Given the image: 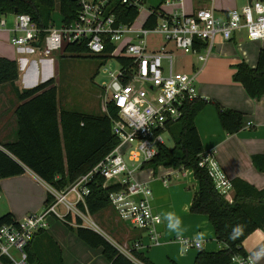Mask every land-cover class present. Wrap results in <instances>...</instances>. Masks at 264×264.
I'll return each mask as SVG.
<instances>
[{
    "label": "built area",
    "instance_id": "built-area-1",
    "mask_svg": "<svg viewBox=\"0 0 264 264\" xmlns=\"http://www.w3.org/2000/svg\"><path fill=\"white\" fill-rule=\"evenodd\" d=\"M122 1L137 7L139 12L143 6L141 0ZM78 3V17L68 25L62 23L61 27H55L53 24L41 29L31 15L20 13L0 17V31L11 33L12 45L29 46L51 60L55 51H61L69 44H85L93 55L104 54L107 46L113 44L110 55L118 59L120 70L109 73L110 80L104 84L103 91L104 110L107 112L108 103H113L118 110L112 124L118 144L92 170L66 189L57 190L46 184L54 202L42 213L30 214L16 223L0 227V260L7 259L12 264H30L26 248L37 232L49 228L52 216L64 221L73 213L83 220L86 215L78 205L85 202L90 193L87 184L96 173L107 183L117 181L125 185L109 196L118 218L132 227L147 230L151 242L161 245V236L155 227L162 218L152 210L149 200L152 190L148 182L137 179L135 173L157 155L159 146L164 144L163 134L170 124L183 117L185 104L201 98L197 87L200 68L193 64L191 74L176 70V52L197 56L198 62L205 64L217 38L230 41L235 35L245 34L251 41H264V0H250L242 7L233 8L224 19L216 17L213 6L200 8L190 15L183 10L168 14L162 9H149L148 14L156 17L150 26H147L149 16L139 25L119 23L111 11L110 0H78ZM174 3L182 4L181 0L165 2L167 5ZM202 43L206 46L199 48ZM123 58L130 61L123 63L120 60ZM165 61L169 62L168 69ZM214 156L215 151H203L199 165L211 172L217 190L233 202V184ZM177 171L167 173L164 183ZM71 195L74 200L69 198ZM59 206L65 211H59ZM178 240L186 251L203 248L199 238L179 237ZM139 246L140 243L135 245L136 248ZM118 248L138 264H143L130 248L121 245ZM234 261L255 264L250 256H237Z\"/></svg>",
    "mask_w": 264,
    "mask_h": 264
},
{
    "label": "trees",
    "instance_id": "trees-1",
    "mask_svg": "<svg viewBox=\"0 0 264 264\" xmlns=\"http://www.w3.org/2000/svg\"><path fill=\"white\" fill-rule=\"evenodd\" d=\"M111 11L119 23L130 25L139 15L137 7H130L122 0H110ZM142 4L145 0H141ZM166 0H159L160 9ZM58 3V4H57ZM57 5L62 15V23L70 24L77 19L80 12L78 0H0V13L29 14L34 23L41 29L53 25ZM156 20L149 15L147 26ZM202 43V47H205ZM114 49L107 46L106 52L96 57L108 60ZM64 50L72 54H88L85 44H69ZM128 63L129 58L120 59ZM20 77V68L16 60L0 56V86L11 83L19 100L16 109L17 136L13 141L0 143V187L1 180L19 176L27 169L33 171L46 184L64 190L77 181L82 175L92 170L118 144L112 131L113 119L118 110L113 103H108L107 112L89 114L85 112L61 109L58 100V89L51 78L35 87L20 89L16 81ZM233 79L241 83L250 97L260 99L264 96V49L259 52L257 64L250 66L245 61L235 66ZM209 101L198 98L187 102L183 117L168 126V132L174 139V147L165 144L159 146L157 155L145 165L156 162L166 168L191 170L198 183L190 210L195 214L207 215L213 225L215 238L224 248L209 252L204 249L197 254L194 264H232L237 256L247 257L243 243L256 230H264V188L258 189L247 181L236 178L233 202H229L216 188L214 178L206 167L199 165L203 144L196 127V118ZM223 129L235 134L244 128L243 113L224 108L215 103ZM253 162L260 172H264V154L253 155ZM90 193L79 208L91 216L99 215L103 210L112 208L110 193L122 190L125 185L109 184L105 178L96 173L87 184ZM54 197L48 193L45 206L51 205ZM113 209V208H112ZM12 212L0 217V227L16 223ZM68 228L75 231L78 237L92 248H102L109 264H138L105 235L87 226L73 213L63 221ZM43 239L44 249L36 250V242ZM48 242H51L49 245ZM30 264H65L60 246L45 229L35 235L27 246ZM43 254L46 259H43ZM135 256L145 264L149 263L142 255ZM5 264H12L3 259Z\"/></svg>",
    "mask_w": 264,
    "mask_h": 264
},
{
    "label": "crops",
    "instance_id": "crops-1",
    "mask_svg": "<svg viewBox=\"0 0 264 264\" xmlns=\"http://www.w3.org/2000/svg\"><path fill=\"white\" fill-rule=\"evenodd\" d=\"M181 2L182 4H163L160 9L168 14L183 10L190 15L200 8L213 6L216 17L224 19L229 10L239 7L236 1L231 0H181ZM2 16L5 15L0 13V17ZM148 16L149 14L146 18ZM0 32L11 34L7 31ZM238 49L241 51L240 53H237ZM261 49H264V41H251L245 34L235 35L230 41L217 38L207 62L201 63L200 67L198 66L200 68L197 81L198 93L202 99L209 102L195 121L204 151H215V161L228 179L231 182L236 178L243 179L260 190L264 188V172H260L256 168L252 157L255 154H264V96L260 99L250 97L244 86L234 81L233 73L235 66L243 61L255 67ZM17 52L23 57L17 56L15 59L7 56L2 57L16 60L19 64V60H28L24 55H33L34 53L29 46L17 47ZM219 56L225 57L228 63L232 65V76L226 80H221L217 76L207 78ZM40 61L45 72L51 70L53 60L44 57ZM37 64L35 59L30 60L25 73H23L25 84H21L19 77L16 81L18 88H31L40 84L39 82L32 83V76ZM194 66L196 67L195 63ZM201 76L202 78H200ZM215 103L221 104L224 108L242 112L245 122L244 128L235 134L227 133L221 125ZM18 105L19 100L13 84L1 85L0 143L16 139L18 129L16 109ZM60 108L64 109L62 106ZM105 112L103 109L100 114ZM164 168L166 167L155 168L150 165H143L135 173L136 177L138 174L139 176L140 174L143 175L139 180L148 182L152 190V195L149 198L152 210L162 218V222L155 227L161 236V245H154L151 242L147 230L132 227L129 223L120 220L114 209L112 210L115 217L110 216L104 221L110 234L95 230L105 235L117 247L119 245L126 246L132 250L134 256L135 253H138L151 264H194L200 250L197 252L191 249L186 251L183 243L178 240L179 237L199 238L203 241L202 249L209 252L222 250L224 245L217 242L209 217L204 214L192 213L190 210L194 192L198 188L197 181L191 187L193 190L187 183H169L172 175L167 177V183H164L163 179L168 173L163 171ZM158 170L161 171L158 178L161 179L162 183H152L157 178ZM184 171L188 170L184 169ZM189 171L193 174L191 170ZM29 175L39 181V185L37 184L39 194L34 198L28 196L29 184L24 183V179ZM109 184L121 183L114 181ZM0 192L2 199L5 198L3 212H12L17 221L30 214L42 213L46 207L45 202L49 193L46 183L30 169H27L22 175L2 179ZM51 218H49V222ZM56 231L51 230L50 224L49 228L46 229V232L62 248L65 264H109L102 248L90 247L78 237L75 231L70 228L64 229L60 233ZM111 235L119 243L114 242L115 240L112 239ZM47 243L51 245V242L47 241ZM137 243H140L141 246L136 248ZM243 246L255 264H264V230L259 229L250 234ZM35 247L37 251L44 249L45 245L42 238L37 240ZM135 258L145 264L136 256ZM0 264L5 263L0 260ZM32 264H36V262ZM232 264L240 263L233 261Z\"/></svg>",
    "mask_w": 264,
    "mask_h": 264
},
{
    "label": "rangeland",
    "instance_id": "rangeland-1",
    "mask_svg": "<svg viewBox=\"0 0 264 264\" xmlns=\"http://www.w3.org/2000/svg\"><path fill=\"white\" fill-rule=\"evenodd\" d=\"M231 1H236L238 6L242 7L245 4H247L249 0H231ZM159 5H160L159 0H145L143 6L141 5L142 8L135 20V24L136 25L141 24L148 15L149 9H151V7H157ZM10 20H12V17H10ZM53 22L55 27H61L62 15L60 14L58 5L54 14ZM10 39H11V34L9 35L0 32V56H7L9 58H14V59L17 58V56L23 57V55L18 54L17 47L11 44ZM240 52L241 51L238 49L237 53ZM176 55L177 56L175 60V69L178 71H184L191 74L193 73L194 63L196 64V67L201 66V63L198 62L197 56H191V55L184 56L181 51H177ZM24 56L27 57L28 60H23V59L19 60L20 62L19 68H21L20 70L21 84H25L23 73H25L26 67L28 66L30 60L33 58L37 61L38 64L36 68L37 70L36 69L34 70L32 76L33 79L32 83L35 82L42 83L46 79L52 77L58 89V100L60 106H62L66 110L85 112L94 115L101 113L104 109V106L106 107L103 86L104 84L108 83L110 80L109 73L110 72L118 73V71L120 70V63L116 57L105 60L96 57L95 55L90 53L72 54L70 51L63 49L61 51H55L53 53V57H54L53 66L51 70L45 72L42 69L41 66L42 64L40 61V59L44 58V56L40 54L39 50H35L33 55H24ZM168 66H169V62L165 61V68L168 69ZM232 68H233L232 65L228 63V60L225 59V57L219 56V58L215 60L213 64V68L209 72V75H207V78L209 76L210 77L217 76L221 80H226L227 78L232 76ZM200 78H202V76ZM163 139H164V144L167 147L169 148L174 147V139L168 131H166L163 134ZM155 163L156 162L152 161L150 166L155 167L156 165ZM159 166L164 167L163 165H158V167ZM163 171L169 173L170 171L175 172L177 170L173 168L172 169L164 168ZM160 172H161L160 170L157 171L156 173L157 178H155V180L152 183H162L161 179L158 178ZM138 176L137 179L143 177V175L141 174L139 177ZM24 183L29 184V187L27 189L28 196H32L33 198L37 197L39 194V186H37L39 181L35 177L29 175L24 179ZM169 183H187L191 188L193 186V183H196V180L193 174L189 170L185 172L184 169H179L175 174L172 175V178ZM191 190H193V188H191ZM69 198L71 200H74L73 195L69 196ZM4 203H5V198L1 199L0 201V217L8 212V211L3 212ZM58 210L61 212L65 211L63 206H59ZM110 216L112 218L115 217V213L112 210V208H108L107 210L102 211L101 214L97 216H90L89 214H86L83 220L87 226L98 229L101 232L104 231L110 234L104 223V221H106V219H108ZM50 226H51V230H55V231L57 230L56 231L57 233H60V231L61 232L64 231V229H69L62 220L54 217L50 219ZM111 237L113 240H115L114 242L119 243V241H117L113 237V235H111ZM191 250L197 252L199 249L193 248ZM43 256H44L43 259L45 260L46 255L43 254ZM36 264H40V263H36Z\"/></svg>",
    "mask_w": 264,
    "mask_h": 264
},
{
    "label": "water",
    "instance_id": "water-1",
    "mask_svg": "<svg viewBox=\"0 0 264 264\" xmlns=\"http://www.w3.org/2000/svg\"><path fill=\"white\" fill-rule=\"evenodd\" d=\"M49 80V79H48Z\"/></svg>",
    "mask_w": 264,
    "mask_h": 264
}]
</instances>
